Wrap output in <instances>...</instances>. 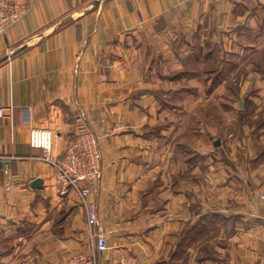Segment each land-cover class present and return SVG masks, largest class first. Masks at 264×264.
Returning a JSON list of instances; mask_svg holds the SVG:
<instances>
[{"label": "crops", "instance_id": "1", "mask_svg": "<svg viewBox=\"0 0 264 264\" xmlns=\"http://www.w3.org/2000/svg\"><path fill=\"white\" fill-rule=\"evenodd\" d=\"M23 1L27 14L0 37V58L9 55L0 63L1 152L15 157L8 175L0 162V184L14 182L0 200V248L10 246L0 251V264H76V256L92 252L79 193L62 194L68 183L28 142L30 127L52 129V157L59 160L83 125L98 133L102 150L96 199L109 248L100 264H264V205L256 196L264 192V154L252 148V167L243 159L223 168L222 155L236 159L241 144L225 121L234 129L240 122L217 110L209 137L189 146L207 148L219 138L207 168H178V134L156 127L177 111L155 95L164 89L171 97L176 86L168 74L152 73L158 54L148 51L177 37L222 43L224 32L256 22L261 12L252 15V1L264 0ZM254 89L264 94V83ZM185 92V101L197 105L213 96L196 100ZM204 121L207 129V114ZM199 171L204 181L192 182ZM226 171L241 178L242 190L229 193L216 182L209 196L210 173ZM36 178L41 188L31 185ZM193 232L200 238L195 244V237L187 239Z\"/></svg>", "mask_w": 264, "mask_h": 264}, {"label": "rangeland", "instance_id": "2", "mask_svg": "<svg viewBox=\"0 0 264 264\" xmlns=\"http://www.w3.org/2000/svg\"><path fill=\"white\" fill-rule=\"evenodd\" d=\"M255 12H261L260 17L256 18V22L252 18V23L243 21L240 26L235 27L234 32L232 30L224 32L225 34H223L221 39L222 43L207 42L210 40V37L204 40L201 37H194L192 42L177 37L168 46H162L161 48L151 46L148 49L149 52L158 54V59L152 62L151 65L152 73L154 70H158L168 74L167 76L170 77L169 84L176 86L171 97L164 89H160V93L158 92L155 95L160 103L175 107L174 109L177 111L173 117V121H164L160 126L156 127L160 128L159 131H162L164 127L167 129L171 127L173 133L178 134L176 138L178 168H194L195 166L207 168L206 166L210 163L213 152L221 147V145L214 146L213 144L214 140H218L219 138H213L210 141L208 139L209 146L207 148H199L198 146L189 148V146L191 139L198 142V139H200L198 136L200 135L206 138L209 137V134L206 133L213 127L217 110H221V114L224 112L226 120L231 115V120L240 122V125L234 129L233 122L225 121L226 131L232 128V131H235L234 133L241 138V144L239 148L235 147V150L240 149L239 153L236 154V159L230 158L227 152L222 155L223 168L226 170L234 168L235 164L233 165V163H238L239 160H241V163L243 159L249 160L252 167V148L255 155L262 156L264 154V139L259 137L260 135H264V94L254 89L255 86H261L264 83V3L252 1V15H255ZM230 35L233 36L230 37ZM163 54L168 56V59H163ZM185 91L190 95L192 94V98L196 100L198 97L213 96H211L212 98L207 102V105L206 103L205 106L203 103H198L197 105L194 101H185ZM253 96L262 100L259 102V99L256 100ZM206 114L208 115L209 122L207 129L205 128L206 124L204 121ZM220 120H223V118ZM218 125L222 126L223 122H220ZM149 129L152 130L153 128L149 126ZM175 129L176 131L174 132ZM82 131L91 132L96 136L102 154L100 137L92 128L83 125L69 139ZM238 136L235 139H238ZM162 140L164 141L163 138ZM245 151H249V154L245 155ZM170 158L171 155L168 156L167 160L169 161ZM59 160L61 159L59 158ZM180 162H182V165H180ZM100 165L102 171V159ZM238 168L235 167V172ZM205 176L200 171L193 173L191 181L195 183L204 181ZM209 178V196L211 193L216 192L218 186H226L227 188L225 189L229 193H233L235 190H242V187L239 186L241 178L232 172L226 171L224 175L210 173ZM250 180L243 178L241 181L249 185ZM216 182H218V186H216ZM212 183L213 185H211ZM99 191L100 182L97 191L91 195V198L96 203L97 213L98 202L96 196ZM256 196L264 205V192L258 193ZM184 235L185 232L182 233L177 243L185 244L186 238H184ZM195 235L196 232H193L191 236H187V239L189 238L188 242H191V238L195 237ZM198 236L192 239L193 244L200 240ZM213 240L214 237L209 241ZM91 243L93 249L96 250V243H94L92 238ZM9 248L10 246H3L0 248V251L6 252ZM101 253L96 251L99 263V254ZM91 254L92 252L89 255ZM181 255L183 256L184 254L181 253Z\"/></svg>", "mask_w": 264, "mask_h": 264}, {"label": "built area", "instance_id": "3", "mask_svg": "<svg viewBox=\"0 0 264 264\" xmlns=\"http://www.w3.org/2000/svg\"><path fill=\"white\" fill-rule=\"evenodd\" d=\"M29 5L23 0H0V37L4 36L8 27L20 21L28 12ZM4 108H0L3 113ZM55 133L46 127L32 126L28 130V142L33 148L43 153V158L55 164L60 177L68 183V187L61 189L64 194L74 189L81 196V203L85 209L90 236L96 250L89 256L78 255L74 259L76 264H100L97 252H104L108 248L105 229L100 223L95 201L91 198L93 192L99 187L101 175L102 154L96 136L82 131L69 139L61 160H54L52 150ZM15 157L1 152L0 162L5 163L2 168L4 174L10 173V163ZM13 181L8 179L0 184V200L12 189Z\"/></svg>", "mask_w": 264, "mask_h": 264}, {"label": "water", "instance_id": "4", "mask_svg": "<svg viewBox=\"0 0 264 264\" xmlns=\"http://www.w3.org/2000/svg\"><path fill=\"white\" fill-rule=\"evenodd\" d=\"M100 3V1H95L94 3H92L93 6H97L98 4ZM9 58V55H6L4 56L3 58H0V63L3 62L4 60L8 59ZM220 140H216L214 142V145L218 146L220 145ZM31 185L34 187V188H41L42 185H43V179L42 178H36L32 181Z\"/></svg>", "mask_w": 264, "mask_h": 264}]
</instances>
